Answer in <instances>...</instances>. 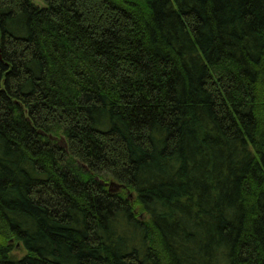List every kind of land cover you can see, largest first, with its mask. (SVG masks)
Wrapping results in <instances>:
<instances>
[{"label":"trees","instance_id":"1","mask_svg":"<svg viewBox=\"0 0 264 264\" xmlns=\"http://www.w3.org/2000/svg\"><path fill=\"white\" fill-rule=\"evenodd\" d=\"M40 1L0 0V264H264V0Z\"/></svg>","mask_w":264,"mask_h":264},{"label":"rangeland","instance_id":"2","mask_svg":"<svg viewBox=\"0 0 264 264\" xmlns=\"http://www.w3.org/2000/svg\"><path fill=\"white\" fill-rule=\"evenodd\" d=\"M35 3L41 5V1L40 0H35ZM16 249L13 251L14 254L18 255V256H22L25 254V250L23 249L22 245H19L18 247H15Z\"/></svg>","mask_w":264,"mask_h":264}]
</instances>
